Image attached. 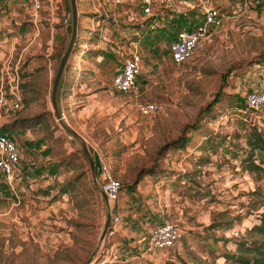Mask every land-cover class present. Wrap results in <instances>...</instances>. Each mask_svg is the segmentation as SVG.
Here are the masks:
<instances>
[{"label": "rangeland", "instance_id": "1", "mask_svg": "<svg viewBox=\"0 0 264 264\" xmlns=\"http://www.w3.org/2000/svg\"><path fill=\"white\" fill-rule=\"evenodd\" d=\"M76 1L79 29L59 109L123 186L114 201L105 199L81 142L53 113L67 0H52V24L46 5L34 21L22 0H0V43L13 41V60L27 46L19 62L22 106L0 115V129L21 152L12 183L0 178V264H231L222 253L251 237L246 229L264 203V162L249 170L241 160L252 125L264 127V108L242 112L245 93L264 89V0H193L186 15L178 12V26L187 24L184 16L191 25L201 20L203 4L218 8L219 22L181 63L167 53L177 28L165 0L155 1L152 14L141 11V0ZM134 46L142 55L137 86L118 92L112 77ZM148 101L159 108L142 115L137 104ZM253 153L264 158V149ZM109 210L120 219L113 227L110 214L104 231ZM164 220L181 227L180 241L145 253L150 229Z\"/></svg>", "mask_w": 264, "mask_h": 264}, {"label": "built area", "instance_id": "2", "mask_svg": "<svg viewBox=\"0 0 264 264\" xmlns=\"http://www.w3.org/2000/svg\"><path fill=\"white\" fill-rule=\"evenodd\" d=\"M44 0H22L27 8L31 10L36 21L37 13L42 8ZM114 3L123 0H113ZM156 0H141V11L144 14H152L153 5ZM171 4L172 0H165ZM203 19L194 27H182L176 32L175 38L169 43V51L175 63L187 60L200 40L206 36L210 25L219 22V10L212 5L203 4ZM156 14V13H154ZM69 22V18H65ZM20 58L13 60V56H6L0 62V115L10 114L22 106V79L20 77ZM142 70V57L137 47L134 46L129 54L122 60L121 65L112 77V87L119 92L128 93L134 91L137 86V78ZM245 102L242 112L244 115L252 116L259 107L264 108V89H252L245 93ZM138 111L142 115H150L158 110L155 102H140L137 104ZM62 116L64 117L63 113ZM21 152L15 142L6 132L0 131V178L11 184L14 177L20 171ZM100 186L107 195L108 200L114 201L121 190L122 183L111 172L108 163L100 158L98 169ZM111 210V209H110ZM112 226L118 223L119 214L111 213ZM237 232V231H236ZM183 231L181 227L170 221L164 220L152 227L149 239L145 245V253H156L174 247L181 239Z\"/></svg>", "mask_w": 264, "mask_h": 264}, {"label": "trees", "instance_id": "3", "mask_svg": "<svg viewBox=\"0 0 264 264\" xmlns=\"http://www.w3.org/2000/svg\"><path fill=\"white\" fill-rule=\"evenodd\" d=\"M179 15H180V13L179 14L173 13L172 16H175V19L169 20L177 28L176 32L184 26H186L188 28L194 27L203 19L202 18L201 20H198L194 24L191 25V21H189V17L184 16L182 18L183 19L182 23H187V24L186 25L183 24L181 26L180 25L178 26V24H177V22H175V20H176V18L179 17ZM182 15H186V13H182ZM169 19H170V16H169ZM149 22L150 21L148 20L145 22V24L141 23L140 25L135 26V28H136L135 30H139V29L143 28L144 25H147V24L150 25L151 23H149ZM77 28L79 29V25H77ZM176 32L172 36V38L169 40L168 46H167V53L173 62H175V61L172 58V55L169 51V43L172 39L175 38ZM61 54H62V50L59 51L57 55L60 56ZM141 57H142V55H141ZM137 81H138V78H137ZM122 93H124V92H122ZM218 98H219V92H217L215 94V97L210 102H208L206 109L210 108L212 104L217 102ZM252 126H253V129L250 131V135L247 138V142L249 144V150L245 152V155L241 158V160H242L243 166L246 169L256 170L259 168H263L262 163L264 162V158L263 157H257L253 153V151L255 149H259V150L264 149V131H261V130H263L262 128H264V127H257L256 125H252ZM0 131L6 132L3 129H0ZM182 141L183 142L179 143V144L182 145L185 143L184 140H182ZM174 142H176V141L173 140V141H170L169 143H166L165 145L161 146L159 149V152L162 151L164 148L170 147V144L173 145ZM20 162H21V159H20ZM20 162H19V164H20ZM96 176H98V174ZM136 181H137L136 179L133 180V182L130 183V185H134L136 183ZM122 186H121V188H122ZM246 232L249 233L251 235V237L250 238L243 237L242 239L236 241L235 251L234 252H226L225 251L222 253V256L225 258V260L230 261L231 264H264V203H263L262 211H260L257 214V221L254 222L250 227H248L246 229Z\"/></svg>", "mask_w": 264, "mask_h": 264}, {"label": "water", "instance_id": "4", "mask_svg": "<svg viewBox=\"0 0 264 264\" xmlns=\"http://www.w3.org/2000/svg\"><path fill=\"white\" fill-rule=\"evenodd\" d=\"M68 7H69V22L66 26V31L68 32V40L65 45V48L59 58V61L57 63L54 77H53V82H52V87H51V104L53 107V113L55 118L59 121V123L62 125V127L69 133L75 135L79 141L81 142L84 152L88 158V163L90 166V169L93 173V176L95 178V183L102 193V195L105 197V199L108 201L107 195L104 193L102 190L100 183L96 181V170L98 171L99 165H100V157L98 152L93 149L92 145H90L88 142H86L85 138L75 129L73 128L62 116V113L59 109L58 105V88L60 85V81L63 75V72L65 71V68L67 66L68 59L73 51L74 45L76 43L77 39V24H78V6H77V1L76 0H67ZM110 221V210L107 213L106 216V221H105V227L104 231L107 229L108 224Z\"/></svg>", "mask_w": 264, "mask_h": 264}, {"label": "crops", "instance_id": "5", "mask_svg": "<svg viewBox=\"0 0 264 264\" xmlns=\"http://www.w3.org/2000/svg\"><path fill=\"white\" fill-rule=\"evenodd\" d=\"M193 0H175L174 3L172 2L171 4H166V6L168 7H171V5H173L172 9L174 12L178 13L181 11L182 13H186V9L187 8H191L193 6V3H192ZM46 5V19L50 20V24H52L54 21H55V9H56V6L55 4H53L52 0H44L43 1V6ZM42 6V7H43ZM179 14V13H178ZM175 19V16H172L170 15V20H174ZM68 23L65 22V27L67 26ZM38 31L35 33L34 37L32 39L29 40V42H31L33 39L36 38V36L38 35ZM54 38V35L51 34V41L53 40ZM28 42V44H29ZM2 46H6V44H1L0 43V62L4 60V58L6 56H10L12 57L13 56V53H14V44H13V41L10 42L7 46H6V52H4V50H2ZM27 48V46H24L21 48L19 55H23L25 49ZM52 48V47H51ZM49 47V49H51ZM50 50H48L47 53L45 54H49ZM254 89H258V88H254Z\"/></svg>", "mask_w": 264, "mask_h": 264}]
</instances>
